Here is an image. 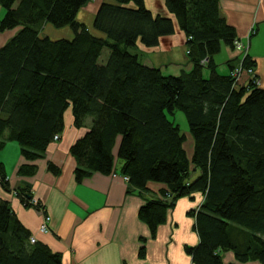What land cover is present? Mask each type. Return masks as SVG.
<instances>
[{
    "label": "trees",
    "instance_id": "trees-1",
    "mask_svg": "<svg viewBox=\"0 0 264 264\" xmlns=\"http://www.w3.org/2000/svg\"><path fill=\"white\" fill-rule=\"evenodd\" d=\"M89 1L0 0V31L18 28L0 48V150L17 142L26 161L19 175H33L32 162L62 135L71 109L77 128L91 122L71 146L77 182L95 172L114 174L117 157L132 187L166 185L164 198L146 200L139 210L153 235L178 199L199 194L203 201L192 214L200 242L186 247L194 264H224L227 252L235 257L230 264H264V88L254 82L249 51L240 54L239 66L230 64L229 74L217 72L215 56L223 45L237 50L238 39L221 0H165L164 13H154L145 0L104 2L95 33L77 19ZM47 23L70 26L73 36L41 33ZM176 23L188 38L193 68L173 76L143 64L133 49L158 45ZM238 67L250 75L247 84L232 74ZM178 110L188 133L169 117ZM48 167L60 172L54 163ZM10 184L0 161V186ZM14 192L23 206H33L28 185ZM32 236L0 196V264H62L60 252L32 243Z\"/></svg>",
    "mask_w": 264,
    "mask_h": 264
},
{
    "label": "crops",
    "instance_id": "crops-1",
    "mask_svg": "<svg viewBox=\"0 0 264 264\" xmlns=\"http://www.w3.org/2000/svg\"><path fill=\"white\" fill-rule=\"evenodd\" d=\"M104 2L116 0H90L77 14V19L94 33V18ZM145 3L154 13L168 12L165 0H145ZM220 7L222 15L236 29L237 37L243 43H249V55L256 62L258 86L264 88V0H221ZM4 12L0 5V17ZM170 17L174 18L173 15ZM175 26V32L162 36L158 45L147 48L138 44L133 49L143 64L160 68L164 74L173 76L190 72L193 68L187 53L188 38L177 23ZM63 28L65 38H71V27ZM17 31L18 28L0 31V48ZM240 54V51L223 45L215 56L217 72L229 74L230 64H241ZM209 73L206 68L205 75ZM250 78L248 74L243 75L239 84H247ZM90 124L87 121L88 127ZM87 126L77 128L72 111L68 109L61 139L50 143L44 155L32 162L36 167L30 176L19 175V169L26 161L20 145L9 141L0 150V161L11 184L8 190L0 186V196L12 204L18 218L37 241L61 253L62 264H194L186 247L200 242L192 211L199 209L203 196L196 194L195 199L192 196L178 199L168 210L166 221L153 235L140 219L139 210L146 200L162 198L160 190L166 187L165 184L150 182L149 189L145 190L132 187L122 175L123 161L117 157L114 174L95 172L82 182L76 181L77 160L71 153V146L87 132ZM186 146L191 152L193 141L189 139ZM49 163L59 166L60 172L54 174L50 171ZM22 183L28 185V190L44 204V213L51 215L49 232L39 231L43 214L23 206L15 197L14 189ZM142 249L145 252L143 257L140 254ZM230 263H235V257L232 252H227L224 264ZM247 264L262 263L250 261Z\"/></svg>",
    "mask_w": 264,
    "mask_h": 264
},
{
    "label": "rangeland",
    "instance_id": "rangeland-1",
    "mask_svg": "<svg viewBox=\"0 0 264 264\" xmlns=\"http://www.w3.org/2000/svg\"><path fill=\"white\" fill-rule=\"evenodd\" d=\"M46 25H48V26L46 27ZM63 29L64 28H56L52 24L47 23V24L44 25V27L41 28V33L49 34L50 36H52L53 39H60V38H65L66 37V32L62 31ZM238 40H240V39L238 38ZM240 42L242 44H246V43H243L242 40H240ZM136 48H137V46H136ZM187 53H188V50H187ZM171 67L168 66V68H171ZM247 74L248 73H246V72H243L242 74H240L238 81H240V80L242 81L243 75H247ZM253 78H254V82L258 85L259 82L255 81V77L254 76H253ZM175 113L176 114L169 113V117L172 120H174L177 124L180 125L182 131L188 133L189 124H188V120L186 118L185 113L182 112V111H179V110L176 111ZM60 139H61V136H55L54 140L52 142H56V141H58ZM30 200H31V198H30ZM30 202H32V205H33L31 208H34V209L37 208V205L39 206L41 204V201H39L36 197H34V199H32ZM42 206H43L44 209L46 208L43 203H42ZM40 212L43 214V218H42L43 220L40 223L39 231L42 232L41 231V227H43L42 225L44 224V215L47 214V213H44L43 209Z\"/></svg>",
    "mask_w": 264,
    "mask_h": 264
},
{
    "label": "built area",
    "instance_id": "built-area-1",
    "mask_svg": "<svg viewBox=\"0 0 264 264\" xmlns=\"http://www.w3.org/2000/svg\"><path fill=\"white\" fill-rule=\"evenodd\" d=\"M234 45H235V48L240 51L241 53H244V54H247L248 52V49H249V43L247 44H242L240 42V40L236 39L235 42H234ZM188 53H189V50H188ZM251 72V71H250ZM240 73H243L241 68L238 67V68H235L233 70V73L235 76H237V80L239 79V74ZM36 201V200H35ZM41 211V210H39ZM44 211V210H43ZM49 220H50V216H48L47 214L44 215V224L42 225L43 227H41V231L42 232H49L51 230V227L49 226ZM36 237L35 236H32L31 237V242L34 243L36 242Z\"/></svg>",
    "mask_w": 264,
    "mask_h": 264
}]
</instances>
